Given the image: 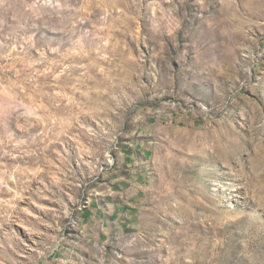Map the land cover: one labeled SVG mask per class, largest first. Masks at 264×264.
Here are the masks:
<instances>
[{
  "label": "rangeland",
  "instance_id": "rangeland-1",
  "mask_svg": "<svg viewBox=\"0 0 264 264\" xmlns=\"http://www.w3.org/2000/svg\"><path fill=\"white\" fill-rule=\"evenodd\" d=\"M143 137L135 228L84 236ZM0 264H264V0H0Z\"/></svg>",
  "mask_w": 264,
  "mask_h": 264
},
{
  "label": "crops",
  "instance_id": "crops-1",
  "mask_svg": "<svg viewBox=\"0 0 264 264\" xmlns=\"http://www.w3.org/2000/svg\"><path fill=\"white\" fill-rule=\"evenodd\" d=\"M146 138L122 146L111 190L101 199L92 201L82 216L80 226L84 236L102 241L116 235L121 228H135L136 202L149 175L147 165L153 156L151 143ZM122 167L124 174L120 175L118 171Z\"/></svg>",
  "mask_w": 264,
  "mask_h": 264
}]
</instances>
